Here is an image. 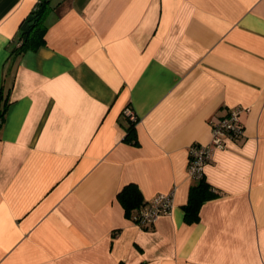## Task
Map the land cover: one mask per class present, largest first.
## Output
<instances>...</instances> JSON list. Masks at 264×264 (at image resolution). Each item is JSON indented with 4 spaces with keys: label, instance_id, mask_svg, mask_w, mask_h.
I'll use <instances>...</instances> for the list:
<instances>
[{
    "label": "crops",
    "instance_id": "crops-1",
    "mask_svg": "<svg viewBox=\"0 0 264 264\" xmlns=\"http://www.w3.org/2000/svg\"><path fill=\"white\" fill-rule=\"evenodd\" d=\"M41 1L0 0V264H264V0H46L18 54ZM235 107L187 223L189 147ZM129 183L171 212L138 226Z\"/></svg>",
    "mask_w": 264,
    "mask_h": 264
},
{
    "label": "built area",
    "instance_id": "built-area-1",
    "mask_svg": "<svg viewBox=\"0 0 264 264\" xmlns=\"http://www.w3.org/2000/svg\"><path fill=\"white\" fill-rule=\"evenodd\" d=\"M241 108H232L228 115L211 126V138L207 143H193L189 147L187 172L191 179H198L203 175L204 165L211 159L213 150L223 148L227 140L238 138L243 133L241 122ZM125 114L134 118L133 110L127 106ZM3 111L0 108V126L3 122ZM173 207L172 192L158 193L146 200L145 206L133 214L135 223L140 227H151L157 218L169 214Z\"/></svg>",
    "mask_w": 264,
    "mask_h": 264
},
{
    "label": "trees",
    "instance_id": "trees-1",
    "mask_svg": "<svg viewBox=\"0 0 264 264\" xmlns=\"http://www.w3.org/2000/svg\"><path fill=\"white\" fill-rule=\"evenodd\" d=\"M45 4L46 0H42L37 8L31 12L30 15L34 16V23L27 30H20V44L13 50L16 53L22 54L27 50L36 49L45 43L46 26L42 21ZM127 116L129 117V115ZM136 121L137 116L135 115L133 119L130 118V124L125 126V140L131 143L136 141ZM192 180L193 182L189 187L188 201L183 205L184 219L187 223L197 222L199 220V209L202 203L218 195L206 181L204 174L200 178ZM117 197L122 203L126 214L129 216L137 213L146 204V200L142 197L141 191L134 183L125 185L117 194Z\"/></svg>",
    "mask_w": 264,
    "mask_h": 264
},
{
    "label": "water",
    "instance_id": "water-1",
    "mask_svg": "<svg viewBox=\"0 0 264 264\" xmlns=\"http://www.w3.org/2000/svg\"><path fill=\"white\" fill-rule=\"evenodd\" d=\"M33 23H34V16L33 15H29L23 21V23L21 25V29L22 30H27Z\"/></svg>",
    "mask_w": 264,
    "mask_h": 264
}]
</instances>
